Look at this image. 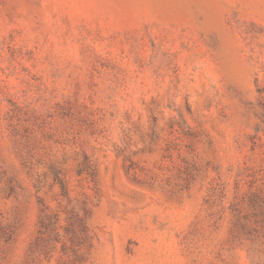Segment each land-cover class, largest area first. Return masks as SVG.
<instances>
[{
  "label": "rangeland",
  "instance_id": "1",
  "mask_svg": "<svg viewBox=\"0 0 264 264\" xmlns=\"http://www.w3.org/2000/svg\"><path fill=\"white\" fill-rule=\"evenodd\" d=\"M0 264H264V0H0Z\"/></svg>",
  "mask_w": 264,
  "mask_h": 264
}]
</instances>
